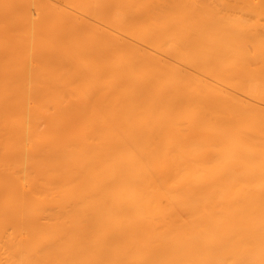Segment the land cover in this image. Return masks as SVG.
I'll return each instance as SVG.
<instances>
[{"label":"bare ground","instance_id":"bare-ground-1","mask_svg":"<svg viewBox=\"0 0 264 264\" xmlns=\"http://www.w3.org/2000/svg\"><path fill=\"white\" fill-rule=\"evenodd\" d=\"M0 264H264V0H0Z\"/></svg>","mask_w":264,"mask_h":264}]
</instances>
